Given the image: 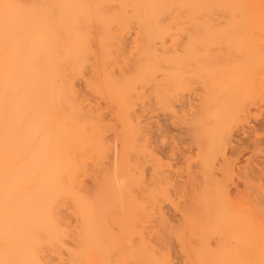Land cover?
<instances>
[{"label": "bare ground", "instance_id": "obj_1", "mask_svg": "<svg viewBox=\"0 0 264 264\" xmlns=\"http://www.w3.org/2000/svg\"><path fill=\"white\" fill-rule=\"evenodd\" d=\"M259 22L264 0H0V264H264L263 179L233 195L232 176L215 172L233 170L215 160L246 88L264 84V49L241 34ZM192 30L227 38L218 56L232 61L217 64L210 124L188 127L202 148L188 185L151 148L141 118L178 115L179 88L196 72L195 46L179 57L176 45Z\"/></svg>", "mask_w": 264, "mask_h": 264}, {"label": "rangeland", "instance_id": "obj_2", "mask_svg": "<svg viewBox=\"0 0 264 264\" xmlns=\"http://www.w3.org/2000/svg\"><path fill=\"white\" fill-rule=\"evenodd\" d=\"M215 23H218V24H222L223 23L224 24V22H222V21H215ZM259 25L257 26L258 28L257 27H253V28L249 27L248 28L249 31L246 29V30L242 31L241 34H243V33L244 34H248V35H244V36H248L250 38H253L255 41H257L256 43L259 44L260 49L261 48L264 49V37H263L264 36V33H263L264 32V22H259ZM198 33H200V32H196V30H192L190 36H188L187 34L180 35L178 37V40H177L178 42H177L176 47H178V49H182L181 51L179 50L178 53H177L179 55V57H182V56L183 57L184 56L188 57V54H186L187 52L185 51L184 48L189 46V42H190V45L192 47L195 46L194 49H193V58H192V60L195 61V64L193 62V65H192V63H191L192 61L190 62V64L192 65V68H194V69H192V73L196 72L195 74H191V72H190L191 68H189L190 71H188L191 74V76L186 72V83L188 82L191 87L193 86L190 91H188L189 89H187L188 83H187V85L185 84L183 87L179 88V92H181V91L184 92V95H183V93L182 94L179 93V95H180L179 99L180 100H178V102H176V103H178L177 104V106H178L177 107L178 108L177 109L178 110L177 114L178 115L173 117V116H170L169 113H166L164 111H159V112H154L153 113L154 114L153 117L152 116L150 117V115L145 114L141 118L143 120V124H145V126H146V130L148 129L149 137L152 136L151 138H149V143H151L150 144L151 148H153V150L155 152H157L158 155H160L161 157H163L166 160H169V162L172 165L174 164L173 165L174 166L173 167V174H172L173 176L174 175L176 176V178L174 176V179L179 180L180 182H178L177 180L176 181L178 183H180V184H187V182H188V185H189V180L188 179L191 178V174H193L194 176L197 175V172H198V169H199V159H198V157H199V154H200V150L202 149V148L201 149L199 148L200 147V144H199L200 142H198L196 139H195L196 142L194 140H192L194 138V136H192L193 133L191 134V132H194V130L195 131L198 130L197 132H194V133H198L200 131V129H198L197 127L198 126L201 127V125H199V124H210L208 122H211V121L210 120L208 121V119H205V118H207V116L205 114H207V113L209 114L210 112H212V111H210V109L214 111L216 107L214 105L213 106L215 108L213 106L211 107L212 102L209 101V97L216 98L217 96L220 97V94H222L219 91L220 90V86L217 87L218 85H220L219 81H218L219 80V74H220V71H219L220 65L218 66L217 64H221V63H223V61L225 63H227V61H230V60L232 61L231 58H228V60H227V57H225V59H224L223 57H221V56L219 57L218 56V55H221L219 48L221 49L222 47L225 46V44H223V42L220 43L219 40L227 39V38H225V37L224 38L223 37H215V39L217 38L218 40L216 39L215 42H211L210 43L208 41L210 37H208L206 33H204V32L202 33L201 32L200 37H197ZM205 35L207 36L208 40H207ZM129 38H130V36H129ZM188 38H190L191 40L188 39ZM204 39H206V41ZM127 41L129 42L130 39L127 38ZM201 41H202V44H201L202 46L198 45V43L200 44ZM179 42H181V43H179ZM192 42H193V44H192ZM194 43H196V44H194ZM220 44H221L222 47L220 46ZM207 45H208V47H206ZM198 48H199V50H198ZM209 48H210V50H209ZM211 49H212L213 52L211 51ZM262 49H261V51H262ZM263 52H264V50H263ZM208 54L209 55L211 54L213 59L211 58V55L209 56ZM216 55L218 56L217 58H216ZM207 56H209V57H207ZM204 58L205 59L208 58L207 61H206L207 64L204 62L205 65L203 64ZM215 60H216V63H214ZM208 62H210V63H208ZM263 63H264V60H263ZM190 64L187 67L191 66ZM198 64H200V66ZM202 64H203V66H201ZM208 64H210V65H208ZM214 64L217 65V66H214ZM205 66H207L209 68H207ZM211 66L213 68H217L218 70L216 71V69H213ZM201 67H203V68L201 69ZM198 68H199V70H198ZM212 69L215 70V72H216L214 74L215 76L211 75V74L214 73V72H212ZM202 70H204V71H202ZM261 70L264 71V68L262 69V66H259L258 70H257L258 73L257 72L256 73L258 75V80L261 79V81H264V75H263L264 72L262 73ZM260 71H261V73H260ZM200 72H201V74H203L202 77L200 76L201 75ZM214 77H216L217 80H216V78L214 79ZM188 78H189L190 81H192V83L194 85L193 84L191 85V82L187 81ZM210 79H212V80H210ZM210 81L211 82L213 81L214 83L213 82L211 83ZM80 83H82V84H80ZM80 83H79V87H80L81 93H83V91L85 90L84 94L86 92V94H89L90 97H92L93 100H96L97 102L99 101L98 104L105 111V116L108 117V118L112 117L111 116L110 107H106L107 101L105 99H103V98L102 99L98 98L97 95H94V93L91 92V91L87 92L88 88L84 87L85 83H83V81H81ZM83 84H84V86H82ZM214 84L217 85V86L215 87ZM262 86L264 87V84L260 85V87H261V88L259 87L260 88L259 89L260 93H258V94L256 93V91L254 89L255 86H253V87L250 86L249 89L246 88L247 93H246V96H245V102H244V105L240 108L241 110L240 109L238 110L239 112H238L237 122L233 121L231 123L232 124L231 127H233V128H231L232 132L234 130V132H233L234 135L232 134L233 137L231 136L232 137V142H231L232 144L231 143H230L231 145L229 144L228 148L226 149L227 152L223 155V157H221L222 155H220V158L218 156V158H216V160H215L217 167L218 166L220 167V165L223 164L224 160H226V159L231 161V162H233V165H232V169L233 170L231 171V173H229V174L227 173L228 175H224V173L221 172L223 174L222 175L220 173V171L218 170L219 168H217V170L215 169V172L217 173V176L219 178L229 179L232 176V178H230L229 181L227 180L229 182V183L227 182V184H228L227 186L230 185L228 187V189H229V192L231 191L230 192L231 194L233 193V195L234 194L238 195V194H242V193H245V192H248V191H252L253 189L250 186V183L253 181L252 179H254V178H255L254 180H257V178H259V179L262 178L263 181H264V88ZM213 87H215V88H213ZM218 93H219V95H218ZM251 94H252V96H251ZM251 98L253 100L256 98L257 100L255 99V102H254ZM246 99H248V100H246ZM249 100H251V101H249ZM247 101H248V103H247ZM206 102L208 104H206ZM214 102L215 101H213V104H214ZM182 104L184 105L183 107H182ZM203 105H205V106H203ZM196 106H198V107H196ZM179 109H181V110H179ZM208 109H209L210 112L208 111ZM198 110L202 113L201 116L198 115V114H201ZM244 110H245V112H244ZM182 111H184V112H182ZM203 111L204 112L206 111V113H204ZM189 112L190 113L192 112L191 115H195L196 118H195V116H191ZM193 112H195V113H193ZM182 116H183V118H182ZM186 116H188L189 118L191 117V118H195V119H191V120L189 118H185L184 119V117H186ZM198 116H200V117L197 118ZM202 116L203 117L206 116V117L203 118ZM200 118L201 119L203 118V119L201 120ZM144 120L146 121V123H145ZM204 120H206L205 122H207V123H205ZM192 125H194V126H192ZM188 127L191 128V129H194V130L191 131V129H188ZM150 128H151V130H150ZM162 128H163V130H162ZM158 129H160V130H158ZM167 129H168V131H167ZM150 131H151V133H150ZM112 133L113 132H109L108 133L109 136H112L111 135ZM198 139H200V138H198ZM161 154H163L164 156L161 155ZM186 162H187V164H186ZM218 163H221V164H218ZM188 164H190L191 166L188 167L189 166ZM186 165H188V166H186ZM221 167H220V169H221ZM188 169L191 170V171H194V172H191L189 174V172H187V171H189ZM174 171H175V173H174ZM249 172H251V173H249ZM235 173H237V174H235ZM188 174H189V176H188ZM231 179H233L232 182L230 181ZM186 180H188V181H186ZM199 181L200 180H196V182H199ZM253 182H255V181H253ZM195 187H196V185H195ZM181 202L183 203V198L181 199ZM167 206H170V207H167ZM164 210L166 212L168 211L167 214L169 215V217H171V221L173 223H178L177 221H179L178 219H180V217H181V211L179 209H176L174 205H171V204L167 203V205L165 204ZM174 213H175V215H174ZM172 217H173V219H172ZM175 250H177V249L175 248L174 251ZM176 254H177V257H176ZM178 254L179 253H177V252L174 254L175 255L174 259H175V261L177 263H179V262L181 263L182 259H181L180 254L179 255Z\"/></svg>", "mask_w": 264, "mask_h": 264}]
</instances>
